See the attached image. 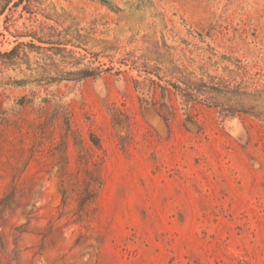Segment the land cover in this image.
Instances as JSON below:
<instances>
[{
  "label": "rangeland",
  "instance_id": "374dc122",
  "mask_svg": "<svg viewBox=\"0 0 264 264\" xmlns=\"http://www.w3.org/2000/svg\"><path fill=\"white\" fill-rule=\"evenodd\" d=\"M0 264H264V0H0Z\"/></svg>",
  "mask_w": 264,
  "mask_h": 264
}]
</instances>
